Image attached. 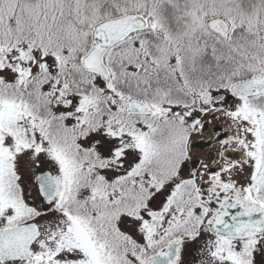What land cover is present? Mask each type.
I'll return each mask as SVG.
<instances>
[{
  "label": "snow or ice",
  "instance_id": "obj_1",
  "mask_svg": "<svg viewBox=\"0 0 264 264\" xmlns=\"http://www.w3.org/2000/svg\"><path fill=\"white\" fill-rule=\"evenodd\" d=\"M0 264H264V0H0Z\"/></svg>",
  "mask_w": 264,
  "mask_h": 264
}]
</instances>
